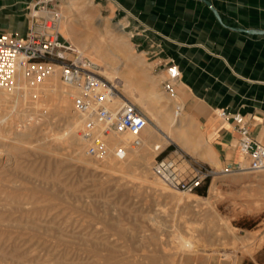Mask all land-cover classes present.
<instances>
[{
	"label": "rangeland",
	"instance_id": "374dc122",
	"mask_svg": "<svg viewBox=\"0 0 264 264\" xmlns=\"http://www.w3.org/2000/svg\"><path fill=\"white\" fill-rule=\"evenodd\" d=\"M85 1L79 0L73 8L68 7L64 0L54 1L65 15L63 26H70L73 35L87 44L103 28H108L118 36L122 34L130 38L134 46L132 51L145 62L138 67H124L123 74L132 79L134 95L125 92L122 85L117 86L124 99L136 103L147 113L153 129L162 137L164 145L160 150L164 151L150 153L144 162L113 158L111 161L118 164L115 167L105 159H92L87 155L83 162L75 160L72 155L77 146L70 148L71 145H66L61 140L68 116L59 108V102L67 87L59 74H54L55 77L53 75L52 78L58 82L59 88L57 94L41 91L38 95H30V105L26 103L23 107L31 113L24 121L13 113L2 122L6 131L0 135V264H45L47 261L46 264H56L64 258L67 264H100L106 260V256L111 264L119 259L121 263L119 261L118 264H137L140 262L135 263L134 260L137 259L143 261L139 264H264V171L219 172L209 180L207 186H203L202 194H182V191H171L173 189L163 184L153 171L156 159L173 156L179 159L184 168L190 169L192 164H209L171 140L166 129L158 125L151 112L134 98L138 97L135 81L137 77L146 76L147 83H158V89L164 91L162 81L166 77V71L157 66L154 51L147 45L149 33H143L139 25L126 16L120 5L113 4L112 1L106 4V0H93V7L87 8ZM129 21L131 25H128ZM118 22L126 24L125 34L115 28ZM68 39L78 47L75 41ZM86 56L90 57L88 53ZM96 63L100 67V74L111 80L103 73L105 67L101 66L100 61ZM72 101V97H69L70 112L75 113ZM183 102L184 99L179 97L173 105L175 107L176 103ZM3 115L4 112L0 109V118ZM197 128L200 130L199 125ZM20 130L27 134L28 143L27 150L25 148L22 153H17L10 143L11 138L18 135ZM141 136L145 134L142 133ZM44 142L55 143L52 144L51 152L35 150L34 146ZM123 164L126 165V172L118 168ZM212 166L218 169L225 167ZM211 184H214L215 189H211ZM192 194L201 196L200 201H196ZM118 222L123 230L117 228ZM17 223L21 225L18 226ZM22 223L27 224V227ZM233 231L240 236L251 234L252 247L235 245L231 238ZM192 232L195 233L194 236ZM98 238L100 240L96 241ZM97 253L101 256H97ZM20 254L23 259L18 261L17 256Z\"/></svg>",
	"mask_w": 264,
	"mask_h": 264
},
{
	"label": "crops",
	"instance_id": "0c3cea01",
	"mask_svg": "<svg viewBox=\"0 0 264 264\" xmlns=\"http://www.w3.org/2000/svg\"><path fill=\"white\" fill-rule=\"evenodd\" d=\"M38 1L0 0V34L24 35ZM109 1L150 29L147 45L162 71L168 62L180 66L184 111L222 166L239 161L240 133L232 119L219 116L221 109L242 113L251 135L264 143V33L234 29L264 31V0H209L222 21L204 0Z\"/></svg>",
	"mask_w": 264,
	"mask_h": 264
},
{
	"label": "built area",
	"instance_id": "2783aa9c",
	"mask_svg": "<svg viewBox=\"0 0 264 264\" xmlns=\"http://www.w3.org/2000/svg\"><path fill=\"white\" fill-rule=\"evenodd\" d=\"M54 1L39 0L34 5L30 12V28L24 35L0 34V90L15 91L35 86L58 73L65 86L75 91L71 97L74 112L83 118L80 134L85 141L86 155L97 160L108 156L125 160L131 150L142 145L141 134L150 118L128 99L117 102L120 97L117 84L101 75L99 65L61 32L63 14ZM125 13L143 33L150 31L128 10ZM128 25H131L130 21ZM165 71L162 87L167 95L176 98L177 83L182 76L180 66L173 61L168 62ZM182 112L184 106L176 103V118ZM219 116L235 122L240 133L238 147L241 159L221 169L193 164L191 169L184 168L173 156L156 159L153 171L168 187L196 192L219 172L264 171V143L251 135L245 116L226 109H221ZM113 132L130 133L134 138L126 144L110 147L108 139Z\"/></svg>",
	"mask_w": 264,
	"mask_h": 264
},
{
	"label": "bare ground",
	"instance_id": "6f19581e",
	"mask_svg": "<svg viewBox=\"0 0 264 264\" xmlns=\"http://www.w3.org/2000/svg\"><path fill=\"white\" fill-rule=\"evenodd\" d=\"M87 1V2H86ZM84 4H86L87 8L88 7H93L94 5V1L93 0H86ZM79 2V0H64V3L67 4L68 7L73 8L77 3ZM83 4L82 7H84L85 5ZM80 5V4H79ZM79 7V6H78ZM76 8V7H75ZM86 8V7H85ZM67 11V10H66ZM84 11V9H83ZM87 11V10H86ZM63 14V13H62ZM82 15V14H81ZM67 16V15H66ZM65 15L63 14V20H64ZM77 21V20H76ZM81 21V20H80ZM105 22V21H104ZM64 21H62L61 23V32L65 35V37L70 38L71 40L75 41L76 44H78V48L81 49L84 54L88 53L89 56L91 57L92 60H97L100 61L101 66H104L105 69L103 71V73H105L111 80H113L116 84L118 85H122V87L124 88L125 92L131 93L133 94V92H135L133 90L132 87V79L126 77L123 74L124 71V67L131 65V66H140V64H143L145 61L144 60H140V57H138L134 51V46L132 41L130 40V38L125 37L124 35H116L115 32H111L108 28H103L102 31L100 32V34L97 37H94L91 41L90 44H87L85 41H83L82 39H80V37H76L75 35H73V31L71 29L70 26H63ZM69 23V22H68ZM65 24V23H64ZM71 25V24H70ZM73 25V24H72ZM75 25V24H74ZM77 25V24H76ZM103 25V24H102ZM109 26V25H108ZM77 27V26H76ZM74 28V27H73ZM115 28L121 32L124 33L126 32V24L123 22H118V24L115 26ZM114 29V28H113ZM115 29V31H116ZM83 33V32H82ZM81 33V34H82ZM78 34V33H77ZM125 34V33H124ZM130 34V32H129ZM132 34V33H131ZM92 36V35H91ZM128 36V35H127ZM84 37V36H81ZM130 37V36H129ZM89 52H88V51ZM95 52H94V51ZM133 50V51H132ZM136 51V49H135ZM95 53L97 55H95ZM141 55V54H140ZM142 58V57H141ZM143 59V58H142ZM96 61V62H97ZM144 66V65H142ZM147 66V65H146ZM145 66V67H146ZM142 68V67H141ZM144 68V67H143ZM127 69V68H126ZM136 69V68H135ZM138 70V69H137ZM142 71V70H141ZM146 71V70H145ZM140 73V71H138ZM137 73V74H139ZM144 74V73H143ZM140 74V75H143ZM146 75V74H145ZM53 76V75H52ZM52 76L46 78L43 82L36 84L35 86H25L23 87V89H19V90H15V91H8V90H0V109L4 112V115L0 118V135L4 134L6 131V126L4 127V124H2V122L4 121L5 118L12 116L13 113H15L16 115H19L22 120L24 121L29 112L31 113V111L24 106V104L28 103V98L30 97V95H38L39 93H41V91L48 93H52V94H57V92L59 91L58 88V82L55 80V78H52ZM144 76V75H143ZM55 77V75H54ZM146 77V76H145ZM139 78L137 77L135 79L136 83H137V88L136 91L138 92V97H134L137 98V102H139L142 106H144L148 111L151 112V114L153 115L154 120L156 121V123L158 125H160L161 127L165 128L166 131L168 132V137L179 143V145H181V147L183 149H185L186 151H188L189 153H193L194 155H196L199 159H201L202 161H208L213 165L216 166H220V162L216 160V158H214L212 156L211 151L209 150V146L204 138L203 133L198 130V123L196 122V120L190 115L187 114L186 112H182V114L180 115V117L176 118L175 116V107L173 105V102L175 103V100L177 98H181L180 95H177L176 98L170 97L169 95H167L165 93V91H160L158 89V83H154L152 82L151 84L147 83V79L146 78ZM151 77V76H150ZM135 78V77H134ZM156 79V78H155ZM154 79V81H155ZM152 80V79H151ZM134 81V80H133ZM153 81V80H152ZM60 83V82H59ZM66 88V87H65ZM61 90V89H60ZM45 93V94H46ZM64 96L63 98H60V102H59V108L63 111L66 112L67 116H68V120H67V125L65 128V133H63L61 135V140L62 142H66L65 144L67 145V143L71 146H69L70 148L72 146H77L76 148H74L75 150V154L72 155L73 158L75 160H78L80 162H83L86 159V153L84 152L85 150V141L82 137V135L80 134V129L82 128L83 125V118L78 115L77 113H72L70 112V106H69V97L72 96V94L75 93L74 90L72 89H65L63 91ZM134 95V94H133ZM48 96V95H47ZM55 96V95H54ZM57 97V96H56ZM47 98V97H45ZM124 96L120 95V97H118L117 102H123ZM50 101V100H49ZM37 102V101H36ZM41 102V100L39 101ZM73 102V101H72ZM177 102V101H176ZM58 103V102H57ZM28 105H30L28 103ZM35 105V104H34ZM39 105V104H38ZM23 107V108H22ZM37 107V106H36ZM30 108V107H29ZM33 108V107H32ZM36 111V110H34ZM38 111V110H37ZM61 111V112H62ZM39 112V111H38ZM35 113V112H34ZM42 114V112H39ZM150 114V115H151ZM36 115V113H35ZM30 116V115H29ZM32 116V115H31ZM28 121V119L26 120ZM29 122V121H28ZM22 124V123H21ZM64 132V131H63ZM145 134V136H141L142 138V145L138 148H135L133 150H131L128 154V157L126 158V160L132 159L134 162H144L146 161V158L148 157V155L152 152H156L160 153L161 152V148L163 147L164 143L162 142V137H159L158 132L155 131L152 127V125L150 124V122L148 123V125L146 126V128L143 130V132ZM27 134H25V131L20 130V133H18V135L14 136L11 138L12 140V149L14 151H16L17 153H22L23 150H25L26 148V143L27 140ZM134 138L133 134L130 133H111L110 137L108 139V144L110 147H115L117 145L120 144H126L129 141H131ZM166 140V139H165ZM55 142V140H53ZM47 142V141H46ZM40 143L37 146H34L35 150L41 151V152H51L53 150V146L50 143ZM58 142V141H57ZM63 142V143H64ZM56 143V142H55ZM54 143V145H55ZM36 145V144H35ZM211 146V145H210ZM139 149H142L139 151ZM27 150V148H26ZM34 150V151H35ZM71 151V149H70ZM73 151V152H74ZM54 152V151H53ZM24 155V154H23ZM71 156V155H70ZM71 156V157H72ZM241 156V155H240ZM113 156H108L105 158L106 161H109L108 163L111 162V164H113L112 166H118L117 162L114 163L113 161ZM60 159V158H59ZM14 160H16L14 158ZM50 160V159H49ZM62 160V159H61ZM112 160V161H111ZM116 160V159H115ZM68 161V160H67ZM117 161V160H116ZM131 161V160H130ZM14 162V161H13ZM86 162V161H85ZM103 162V161H102ZM128 163V162H127ZM18 164V163H17ZM58 164V163H57ZM78 164V163H77ZM81 164V163H80ZM120 164V163H119ZM140 164V163H139ZM93 165V164H92ZM128 165V164H127ZM87 166V165H86ZM90 166V165H89ZM126 165L123 164V166H120L118 168H120V170H126ZM16 167V166H15ZM60 167V166H59ZM88 167V166H87ZM221 167V166H220ZM113 168V167H112ZM116 170V169H115ZM114 170V171H115ZM113 171V170H112ZM122 171V172H123ZM126 172V171H124ZM47 173V172H46ZM115 173V172H114ZM264 173V172H263ZM46 178V177H45ZM48 178V177H47ZM60 180V179H59ZM157 180V179H156ZM161 182L164 183L163 180L159 179ZM48 181V180H47ZM53 182V181H52ZM59 182V181H58ZM155 182V181H154ZM62 185V182H60ZM60 183L58 185H60ZM153 184V183H152ZM65 185V184H64ZM157 185V184H155ZM161 186V184H160ZM166 186V185H165ZM162 187V186H161ZM53 188V187H52ZM66 188V187H65ZM69 188V187H68ZM167 188V187H166ZM170 188V187H168ZM211 189H215L214 184H211ZM37 190V189H36ZM40 190V189H39ZM168 190V189H167ZM171 190V189H170ZM41 191V190H40ZM54 191V189H53ZM171 191H175V190H171ZM178 191V190H177ZM17 192V191H16ZM44 192V191H43ZM179 192V191H178ZM11 193V192H10ZM50 195L51 192L49 191ZM176 193V192H175ZM185 193V192H184ZM187 193V192H186ZM177 194V193H176ZM183 194V191H182ZM196 197V201H198L199 199H201V196H198L196 194H192ZM10 196V195H9ZM12 196V195H11ZM182 196V195H181ZM209 197V196H208ZM12 198V197H11ZM68 198V197H67ZM182 198V197H181ZM191 198V197H189ZM34 199V198H33ZM32 199V200H33ZM195 199V198H194ZM15 200V199H14ZM13 200V201H14ZM30 200V199H29ZM67 200V199H66ZM200 201V200H199ZM202 201V200H201ZM209 201V199H208ZM2 202V201H1ZM31 202V201H30ZM64 202V201H63ZM68 203V202H66ZM19 204V203H18ZM21 204V203H20ZM39 205V204H38ZM15 208V207H14ZM13 209V208H12ZM42 210V209H41ZM202 210V209H201ZM1 212V211H0ZM16 212V211H15ZM27 212V210H26ZM30 212V211H29ZM28 214V212H27ZM21 216V215H20ZM151 216V215H150ZM153 216V215H152ZM11 217V216H10ZM19 218V217H18ZM148 218V216L146 217ZM9 219V218H8ZM11 219V218H10ZM13 219V218H12ZM15 219V218H14ZM27 219V217H26ZM144 219V218H143ZM161 219V218H160ZM205 219V218H204ZM1 220V219H0ZM151 220V219H150ZM155 220V219H153ZM15 221V220H14ZM28 221V219H27ZM33 221V219H32ZM37 221V220H34ZM121 221V220H118ZM148 221V220H147ZM152 221V220H151ZM158 221V220H157ZM18 222V221H17ZM115 222V221H114ZM150 222V221H149ZM156 222V221H155ZM160 222V221H159ZM12 223V222H10ZM16 223V222H15ZM26 223V222H25ZM22 223V224H25ZM117 223V222H116ZM121 223V222H120ZM222 223V222H221ZM13 224V223H12ZM18 224V223H17ZM20 224V223H19ZM18 224V226H20ZM161 224V223H160ZM158 224V225H160ZM25 226L27 227V224H25ZM33 226V225H31ZM36 226V224L34 225ZM162 226V224H161ZM233 226V225H232ZM38 227V226H36ZM123 226H121V224L117 225V228L119 230H123L122 228ZM126 227V226H125ZM199 227V226H198ZM217 227V226H216ZM226 227V226H225ZM127 228V227H126ZM28 229V228H27ZM46 229V228H45ZM117 229V230H118ZM208 229V228H207ZM210 229V228H209ZM47 230V229H46ZM127 230V229H126ZM129 230V229H128ZM127 230V231H128ZM194 230V228H193ZM196 230V229H195ZM199 230V228L197 229ZM196 230V231H197ZM231 230V229H229ZM26 231V230H25ZM195 231V232H196ZM251 231V230H250ZM28 232V231H27ZM32 232V231H29ZM133 232V230L131 231ZM206 232V231H205ZM204 232V233H205ZM48 233V232H47ZM63 233V232H62ZM120 233V232H119ZM125 233V232H124ZM134 233V232H133ZM220 233V232H218ZM258 233V232H257ZM36 234V232H35ZM39 233H37L38 235ZM58 234V233H57ZM60 234V233H59ZM92 234V233H91ZM121 234V233H120ZM126 234V233H125ZM193 234V232H192ZM195 234V233H194ZM193 234V236H194ZM197 234V232H196ZM41 235V234H39ZM87 235V234H86ZM93 235V234H92ZM149 235V234H148ZM191 235V234H190ZM81 236V235H80ZM123 236V235H122ZM142 236V235H141ZM192 236V237H193ZM88 237V236H87ZM91 237V236H90ZM151 238V237H150ZM231 238L234 242L235 245L237 244H242L244 247H252V245L250 244V239L252 238L251 234H248L246 236H240L238 233L236 232H232ZM67 239V238H65ZM94 239V238H93ZM92 239V241H93ZM224 239V238H223ZM222 239V240H223ZM82 240V239H81ZM86 240V239H85ZM100 240L99 238L96 239ZM107 240V239H106ZM254 240V238H253ZM102 241V240H101ZM140 241V240H139ZM80 242V241H79ZM107 242V241H106ZM145 242V241H144ZM158 242V241H157ZM58 243V242H57ZM108 243V242H107ZM162 243V242H161ZM184 243V242H182ZM2 244V243H1ZM7 244V242H6ZM63 244V243H62ZM65 244V243H64ZM70 244V243H69ZM88 244V242H87ZM103 244V242H102ZM140 244V243H138ZM148 244V243H147ZM167 244V243H166ZM213 244V242H212ZM253 244V243H252ZM4 245V244H3ZM67 245V244H66ZM91 245V244H90ZM141 245V244H140ZM164 245V244H161ZM184 245V244H183ZM183 245H182V249H183ZM241 245V246H242ZM88 246V245H87ZM111 246V244H110ZM142 246V245H141ZM144 246V245H143ZM158 247V245H155ZM163 247V246H162ZM178 247V246H177ZM255 247V246H254ZM89 247H87L88 249ZM93 248V247H92ZM117 248V247H116ZM166 248V247H165ZM69 249V248H68ZM71 249V248H70ZM90 249V248H89ZM147 249V248H146ZM150 249V247H148V250ZM152 249V248H151ZM168 249V247H167ZM181 249V246H180ZM247 249V248H246ZM91 250V249H90ZM143 250V249H142ZM147 250V251H148ZM172 250V248H171ZM176 250V249H174ZM167 251V250H166ZM169 251V250H168ZM181 251V250H180ZM197 251V250H196ZM215 251V250H214ZM248 251V250H247ZM198 252V251H197ZM220 252V251H219ZM137 253V252H136ZM250 253V252H249ZM3 254V253H2ZM5 254V253H4ZM26 254V253H24ZM31 254V252L29 253ZM113 254V253H112ZM116 254V253H115ZM142 254V253H141ZM149 254V253H148ZM155 254V253H154ZM97 256H101L100 253L96 254ZM103 255V254H102ZM114 255V254H113ZM222 255V254H221ZM63 256V255H62ZM104 256V255H103ZM118 256V255H116ZM137 256V255H135ZM139 256V254H138ZM157 256V254H156ZM177 256V255H176ZM217 256V255H216ZM224 256V255H223ZM222 256V257H223ZM225 256H228V254H226ZM5 257V256H4ZM152 257V255H151ZM155 257V256H153ZM170 257V256H169ZM3 258V257H2ZM145 258V257H143ZM150 258V257H149ZM149 258H148V262H149ZM172 259V257H170ZM178 258V257H176ZM224 258V257H223ZM18 261L23 259V256L18 255L17 256ZM105 259V257H104ZM135 259V258H134ZM137 259V258H136ZM174 259V258H173ZM235 259V258H234ZM6 260V259H5ZM33 260V259H32ZM121 259L114 261L116 264L119 263ZM126 260V259H125ZM133 260V259H132ZM152 260V259H151ZM169 260V259H168ZM227 260V259H226ZM38 261V260H37ZM36 261V262H37ZM54 261V260H53ZM50 263H54V262ZM57 261V260H56ZM72 261V260H71ZM124 261V260H123ZM129 261V260H128ZM126 261V262H128ZM135 263H137V261H140L141 263L143 262L142 260H134ZM133 261V262H134ZM170 261V260H169ZM177 261V260H176ZM215 261V260H214ZM8 262V261H7ZM48 262V261H47ZM45 262V264L47 263ZM73 262V261H72ZM100 262V261H99ZM130 262V261H129ZM128 262V263H129ZM140 262H138L137 264H139ZM151 262V261H150ZM153 262V261H152ZM173 262V261H172ZM222 262V261H221ZM228 262V261H227ZM24 263V262H23ZM114 263V264H115ZM121 263V261H120ZM131 263V262H130ZM156 263V262H155ZM154 263V264H155ZM215 263V262H214ZM56 264H67L66 259H62L60 261H58ZM100 264H111L110 259L106 256V260L100 262ZM124 264V263H123ZM133 264V263H132ZM152 264V263H151ZM160 264V263H159ZM220 264V263H219Z\"/></svg>",
	"mask_w": 264,
	"mask_h": 264
},
{
	"label": "water",
	"instance_id": "95a60500",
	"mask_svg": "<svg viewBox=\"0 0 264 264\" xmlns=\"http://www.w3.org/2000/svg\"><path fill=\"white\" fill-rule=\"evenodd\" d=\"M211 8L212 10L214 11V13L216 14V16L218 17V19L220 21H222V18L219 14V12L216 10V8L213 6L212 2L209 1V0H204ZM234 29L238 30V31H242V32H247V33H250V34H255V33H264V31H259V30H256V29H248V28H240V27H234Z\"/></svg>",
	"mask_w": 264,
	"mask_h": 264
},
{
	"label": "trees",
	"instance_id": "16d2710c",
	"mask_svg": "<svg viewBox=\"0 0 264 264\" xmlns=\"http://www.w3.org/2000/svg\"><path fill=\"white\" fill-rule=\"evenodd\" d=\"M208 182H209V180H207V182H206V184L204 186H207L208 185ZM202 188H199L196 192H199L201 194L204 193V191L202 190Z\"/></svg>",
	"mask_w": 264,
	"mask_h": 264
}]
</instances>
